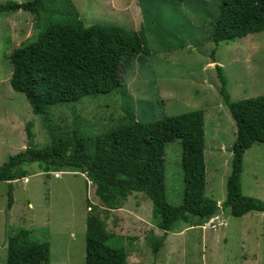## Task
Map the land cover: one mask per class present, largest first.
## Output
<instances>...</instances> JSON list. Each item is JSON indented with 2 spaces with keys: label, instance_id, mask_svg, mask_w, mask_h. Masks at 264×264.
Wrapping results in <instances>:
<instances>
[{
  "label": "rangeland",
  "instance_id": "1",
  "mask_svg": "<svg viewBox=\"0 0 264 264\" xmlns=\"http://www.w3.org/2000/svg\"><path fill=\"white\" fill-rule=\"evenodd\" d=\"M29 1L0 0V5ZM221 1L44 0L38 19L23 10L0 14V165L30 144L38 149L49 144L43 121L58 130L57 136L78 130L92 155L93 139L124 125L129 117L145 124L202 111L205 196L220 207L202 226L174 223L162 248L153 253L151 243L164 233L155 226L152 202L143 193H132L118 210H105L84 174L74 169L46 172L39 163L28 164L25 178L0 181V264H7L8 240L21 229L29 232V242L49 244L48 264H84L86 218L94 213L111 234L106 245L123 248L126 264H264V213L237 218L222 205L235 125L219 96L215 70V65L221 68L231 102L263 96L264 31L214 45L211 23ZM60 23L138 32L148 53L125 65L115 92L49 106L46 114L35 115L24 95L10 85L7 58L34 37L37 25L39 32ZM28 123L32 142L26 134ZM181 153L178 139L164 147L165 195L173 206L183 202ZM240 186L242 195L264 202L263 144L245 151Z\"/></svg>",
  "mask_w": 264,
  "mask_h": 264
},
{
  "label": "trees",
  "instance_id": "2",
  "mask_svg": "<svg viewBox=\"0 0 264 264\" xmlns=\"http://www.w3.org/2000/svg\"><path fill=\"white\" fill-rule=\"evenodd\" d=\"M43 2H7L0 5V14L23 10L38 19ZM38 28L37 25L33 38L13 49L7 58L12 68L10 85L24 95L35 115L46 114L49 106L115 92L121 87V71L125 65L148 53L138 32L116 26L60 23L37 32ZM211 29L216 46L263 32L264 0H222ZM215 70L219 96L235 125L222 205L237 218L249 212L264 213V202L242 195L240 186L245 151L255 143L264 145V95L231 102L222 70L218 65ZM203 117L202 111H195L145 124L129 117L124 125L93 139L92 155L87 153L86 140L78 130L57 136L58 130L43 121L49 144L40 149L30 144L9 157L0 165V181L11 183L25 178L24 166L39 163L46 172L74 169L84 174L95 187L94 194L105 210H118L132 193H143L152 202V216L157 219L155 226L164 233L151 243L153 253H157L174 223L202 226L220 211L217 203L205 196ZM26 134L32 142L30 123ZM175 139L180 140L182 149L184 193L179 206L167 202L164 183V147ZM7 196L9 209L11 187ZM110 235L98 214L87 216L84 264H126L123 248L106 245ZM28 236L29 232L21 229L8 240L7 264L49 263V244L29 242Z\"/></svg>",
  "mask_w": 264,
  "mask_h": 264
},
{
  "label": "crops",
  "instance_id": "3",
  "mask_svg": "<svg viewBox=\"0 0 264 264\" xmlns=\"http://www.w3.org/2000/svg\"><path fill=\"white\" fill-rule=\"evenodd\" d=\"M230 152H231V150H230Z\"/></svg>",
  "mask_w": 264,
  "mask_h": 264
}]
</instances>
